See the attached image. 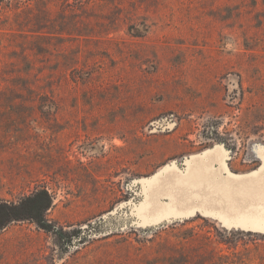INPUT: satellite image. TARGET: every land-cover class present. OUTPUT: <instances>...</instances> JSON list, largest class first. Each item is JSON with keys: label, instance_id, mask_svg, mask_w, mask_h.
<instances>
[{"label": "rangeland", "instance_id": "obj_1", "mask_svg": "<svg viewBox=\"0 0 264 264\" xmlns=\"http://www.w3.org/2000/svg\"><path fill=\"white\" fill-rule=\"evenodd\" d=\"M206 153L217 183L264 169V0L0 2V199L53 197L0 264H264V232L137 214Z\"/></svg>", "mask_w": 264, "mask_h": 264}, {"label": "water", "instance_id": "obj_2", "mask_svg": "<svg viewBox=\"0 0 264 264\" xmlns=\"http://www.w3.org/2000/svg\"><path fill=\"white\" fill-rule=\"evenodd\" d=\"M205 155L194 156L183 170L178 165L161 171L151 179L139 181L145 194L173 171H179L168 199L171 203L155 219H148L150 207L145 201L137 214L157 226L167 221L190 218L196 214L212 215L223 225L236 229L264 232L261 207L264 202V184L261 183L264 169L247 175H236L228 171L224 184L213 180L212 171L204 165Z\"/></svg>", "mask_w": 264, "mask_h": 264}, {"label": "trees", "instance_id": "obj_3", "mask_svg": "<svg viewBox=\"0 0 264 264\" xmlns=\"http://www.w3.org/2000/svg\"><path fill=\"white\" fill-rule=\"evenodd\" d=\"M52 205L53 197L47 189H39L18 202L0 199V231L12 223L27 220L35 222L42 229H49L46 214Z\"/></svg>", "mask_w": 264, "mask_h": 264}, {"label": "snow or ice", "instance_id": "obj_4", "mask_svg": "<svg viewBox=\"0 0 264 264\" xmlns=\"http://www.w3.org/2000/svg\"><path fill=\"white\" fill-rule=\"evenodd\" d=\"M261 221L264 223V206L261 207Z\"/></svg>", "mask_w": 264, "mask_h": 264}]
</instances>
